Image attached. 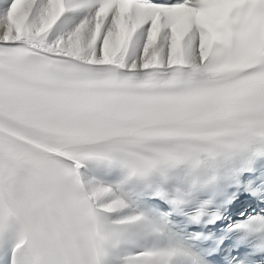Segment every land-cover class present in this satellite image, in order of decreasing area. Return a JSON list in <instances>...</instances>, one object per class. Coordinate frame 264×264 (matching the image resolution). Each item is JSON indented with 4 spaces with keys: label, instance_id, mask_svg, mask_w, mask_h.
<instances>
[{
    "label": "snow or ice",
    "instance_id": "obj_1",
    "mask_svg": "<svg viewBox=\"0 0 264 264\" xmlns=\"http://www.w3.org/2000/svg\"><path fill=\"white\" fill-rule=\"evenodd\" d=\"M0 264H264V0H0Z\"/></svg>",
    "mask_w": 264,
    "mask_h": 264
}]
</instances>
